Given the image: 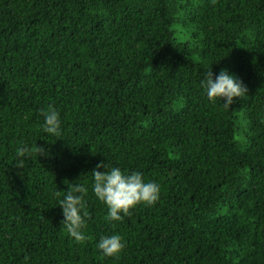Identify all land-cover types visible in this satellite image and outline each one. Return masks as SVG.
I'll list each match as a JSON object with an SVG mask.
<instances>
[{
	"label": "trees",
	"instance_id": "trees-1",
	"mask_svg": "<svg viewBox=\"0 0 264 264\" xmlns=\"http://www.w3.org/2000/svg\"><path fill=\"white\" fill-rule=\"evenodd\" d=\"M209 68L246 95L210 102ZM49 104L59 136L40 127ZM100 161L159 200L109 221ZM75 183L80 242L56 205ZM113 232L124 247L105 257ZM0 264H264V0H0Z\"/></svg>",
	"mask_w": 264,
	"mask_h": 264
},
{
	"label": "clouds",
	"instance_id": "clouds-1",
	"mask_svg": "<svg viewBox=\"0 0 264 264\" xmlns=\"http://www.w3.org/2000/svg\"><path fill=\"white\" fill-rule=\"evenodd\" d=\"M200 84L210 102L219 100L225 108H229L235 102L234 98L244 97L247 92L246 85L241 79L226 68H221L215 77L209 68ZM41 114L43 120L40 127L43 133L59 136L62 125L59 112L49 104L46 109H41ZM37 147L39 154L47 155L46 149ZM30 153L31 149L26 145L17 147L14 165L22 168L25 158ZM100 168L106 170H97ZM91 173V191L97 200L106 205V217L109 221H121L138 204L152 205L160 198V184L146 180L140 171L122 170L118 166H110L107 162L100 161ZM87 192L88 188L82 184L68 185L56 204L61 208L63 217L61 223L64 230L77 242L85 239L82 228L86 215L83 212L84 195ZM95 246L105 257L117 256L124 247V240L119 233L113 232L100 235Z\"/></svg>",
	"mask_w": 264,
	"mask_h": 264
}]
</instances>
